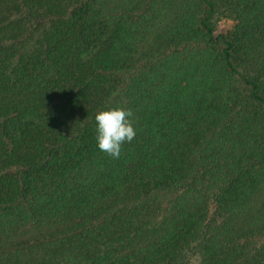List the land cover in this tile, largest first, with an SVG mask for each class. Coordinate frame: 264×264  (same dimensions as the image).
<instances>
[{
    "label": "trees",
    "instance_id": "trees-1",
    "mask_svg": "<svg viewBox=\"0 0 264 264\" xmlns=\"http://www.w3.org/2000/svg\"><path fill=\"white\" fill-rule=\"evenodd\" d=\"M222 2L0 0V264H264V0Z\"/></svg>",
    "mask_w": 264,
    "mask_h": 264
},
{
    "label": "clouds",
    "instance_id": "clouds-1",
    "mask_svg": "<svg viewBox=\"0 0 264 264\" xmlns=\"http://www.w3.org/2000/svg\"><path fill=\"white\" fill-rule=\"evenodd\" d=\"M132 116V111L123 107L102 110L95 115L96 139L102 152L116 159L120 157L121 146L125 142L130 143L136 136Z\"/></svg>",
    "mask_w": 264,
    "mask_h": 264
},
{
    "label": "rangeland",
    "instance_id": "rangeland-1",
    "mask_svg": "<svg viewBox=\"0 0 264 264\" xmlns=\"http://www.w3.org/2000/svg\"><path fill=\"white\" fill-rule=\"evenodd\" d=\"M208 4L210 3L212 8V13L209 17L208 24L212 30L213 35L216 37L218 35L224 34L233 25V18L229 12L224 7L222 0H206ZM208 6V5H207ZM213 205H211V209ZM199 258L193 251L189 255V262L191 264H196Z\"/></svg>",
    "mask_w": 264,
    "mask_h": 264
}]
</instances>
